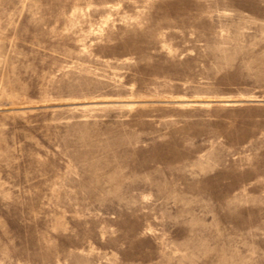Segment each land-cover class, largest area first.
Listing matches in <instances>:
<instances>
[{"label":"rangeland","instance_id":"rangeland-1","mask_svg":"<svg viewBox=\"0 0 264 264\" xmlns=\"http://www.w3.org/2000/svg\"><path fill=\"white\" fill-rule=\"evenodd\" d=\"M0 264H264V0H0Z\"/></svg>","mask_w":264,"mask_h":264}]
</instances>
